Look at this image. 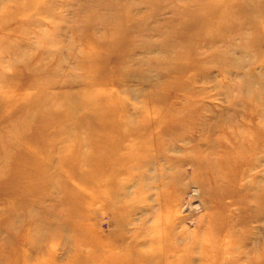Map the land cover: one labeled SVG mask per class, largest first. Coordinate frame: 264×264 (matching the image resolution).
Masks as SVG:
<instances>
[{
    "label": "rangeland",
    "instance_id": "1",
    "mask_svg": "<svg viewBox=\"0 0 264 264\" xmlns=\"http://www.w3.org/2000/svg\"><path fill=\"white\" fill-rule=\"evenodd\" d=\"M100 109L136 127L151 111L198 120L165 156L140 151L145 166L124 164L115 190L88 194L84 136ZM222 127L261 132L256 164L230 172L217 233L242 231L241 249L262 262L264 0H0V264H103L156 214L203 232L220 211L187 157Z\"/></svg>",
    "mask_w": 264,
    "mask_h": 264
},
{
    "label": "bare ground",
    "instance_id": "2",
    "mask_svg": "<svg viewBox=\"0 0 264 264\" xmlns=\"http://www.w3.org/2000/svg\"><path fill=\"white\" fill-rule=\"evenodd\" d=\"M31 112H33L32 109L29 110V113ZM58 112L59 109L54 108L55 118ZM112 115L114 114L104 109L95 112L96 123L88 126L89 131L84 136L85 161L88 165L95 163V167L84 174L86 183L83 189L88 194L95 189L104 192L121 185L118 182V176L126 174L133 166L127 167L124 164L143 163L141 166H145L151 157L143 158L140 151L154 150L157 157L165 156L166 151L175 144V141L184 139L185 134L180 133V129L189 122L197 124L198 120L192 114L180 115L151 111L144 115L141 124L136 127L135 124L130 125L121 114L114 115L120 119L115 125L110 118ZM61 118L62 116L57 117V119ZM118 129L128 130V133L124 134L121 131L119 135ZM221 130L223 137H219V140L214 142L207 140L206 151H201L198 148L199 143H195V151L187 157L194 164L195 178L203 185L205 184L209 192H212L209 196H213V207L220 211L218 213L221 216L220 221L210 213L203 232L197 230V234L189 236L184 229H177L175 222L168 220L164 214H156L151 225L141 224L129 236L123 234L121 238L135 239L125 242L118 252L109 250L108 260L103 264H264V261L255 260L256 255L253 256L241 249L242 243L246 240L245 233L236 231L233 232L234 235L230 233L236 238H224L222 237V234L225 235L223 228L227 229L225 228L227 224L224 227L221 224L223 217L226 218L222 223L229 220L226 216L229 206L223 201L224 196H234L228 193L226 187L228 179L234 177L236 173H241L244 162L256 164L257 160H249L251 156L249 154L253 153L260 143L261 132L258 129L236 132L223 127ZM146 135L155 137L156 141L139 144L141 138ZM169 158L174 162L177 161L174 157ZM234 170L236 173L231 175L230 172ZM235 198L234 203L239 206L241 213L239 218L242 219L249 209L245 200L247 198L240 195ZM112 200V203L107 202L108 207L116 205L115 197ZM123 218L127 222L128 218ZM234 224L236 225V222ZM217 232L222 234L219 235ZM231 240H237L239 247L230 246L228 243ZM148 242L152 244L155 242L156 245L152 246V250L146 251L139 248Z\"/></svg>",
    "mask_w": 264,
    "mask_h": 264
}]
</instances>
